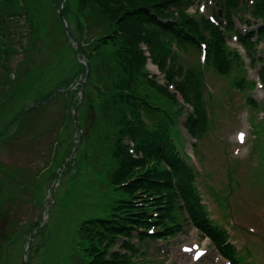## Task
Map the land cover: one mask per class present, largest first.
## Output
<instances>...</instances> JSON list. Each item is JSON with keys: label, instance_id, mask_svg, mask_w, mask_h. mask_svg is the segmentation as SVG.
<instances>
[{"label": "rangeland", "instance_id": "374dc122", "mask_svg": "<svg viewBox=\"0 0 264 264\" xmlns=\"http://www.w3.org/2000/svg\"><path fill=\"white\" fill-rule=\"evenodd\" d=\"M180 1L184 4L170 6L171 16L196 24L193 31L210 38L215 53L208 54L203 68L196 48L164 42L160 53L174 52L177 69L197 75L202 70L201 132L191 123L188 104L163 80L154 61H142L141 46L136 51L118 48L112 40L98 48L89 44L84 52L93 72L83 103L77 85L67 96L56 94L72 82L81 85L83 74L81 49L70 44L57 13L60 0H0V27H9L10 33L5 38L10 57L5 60L0 53V66H8L0 77V132L15 130L19 120L21 128L0 137V264H91L98 251L109 250L111 264H230L226 254L237 257L233 264H264V38L254 41L250 55L228 27L225 39L212 31L218 2ZM238 12L248 18L251 8ZM64 13L73 38L81 40L78 0H66ZM247 21L235 13L227 25L233 22L243 33L264 26L255 18ZM137 63L142 73L132 74L131 65ZM128 80L136 88L131 94L171 112L168 119L153 115L162 122L150 123L162 126L171 142L177 144L176 131L186 144L197 137L185 149L190 172L181 170L179 178L159 160L135 168L133 175L144 173L136 197L110 180L113 154L136 136L117 124L135 116V101L120 90ZM96 85L110 90L101 95ZM75 107L78 124L67 116ZM188 192L190 203L199 205L192 214L182 200ZM120 198L128 199L126 209H135L132 216L144 220L147 233L111 241L94 235L93 226L84 229L92 219L115 217ZM198 215H207L202 227L195 222ZM207 231L220 234L223 251ZM127 242L134 251L125 252ZM193 244L206 251L198 261L184 251Z\"/></svg>", "mask_w": 264, "mask_h": 264}, {"label": "trees", "instance_id": "16d2710c", "mask_svg": "<svg viewBox=\"0 0 264 264\" xmlns=\"http://www.w3.org/2000/svg\"><path fill=\"white\" fill-rule=\"evenodd\" d=\"M186 1V0H184ZM252 5V16L256 18L264 19V0H251ZM219 4V1H217ZM178 5L181 3L180 0H78V6L81 12L80 17V34L81 43L83 48H86L89 44H93L94 48H98L105 42L112 40L118 48L131 47L132 50L140 51L139 43H144L149 49V55L154 59L160 72L165 74V78L169 84H172L174 88L179 92L184 100L189 101L194 109L196 117L194 118L195 126L201 130L205 126L204 112L200 108L199 102L201 101L200 91V79L202 75L195 74L192 70H184L178 68L174 70L173 64L175 61V54L171 50H166L164 53L161 52L163 43L160 42L151 32L147 31L146 26L152 27L156 32L167 34L170 39L176 41L175 48H185L187 46L195 47L199 49V40L203 39L197 36L195 33L198 30L196 24H190L186 18H177L176 20L169 18L170 6ZM222 9L225 11V19L227 23L230 21V16L234 10L237 9L238 3L232 0H222L220 2ZM222 23L221 20H218ZM212 31L222 35L225 39V33L222 29L216 26H211ZM151 29V30H152ZM152 30V31H153ZM195 32H194V31ZM262 35V33L260 34ZM252 36L249 35L247 38L241 37L238 33V39L243 41V44L247 48H253ZM86 40L87 42H84ZM207 55L215 53L214 48H209L211 44L210 40L206 41ZM223 46L225 44H222ZM220 46V45H218ZM224 48H220L222 52ZM170 59L169 64L167 59ZM144 61V57L142 58ZM132 74H141V63L132 64L130 68ZM180 78V79H178ZM132 81L128 80L121 83L120 90L124 88H130ZM108 89V87H105ZM102 90V94H106L107 91ZM120 92V91H119ZM134 99H138L134 105L135 116L134 119L120 120L119 123L122 125V131L124 133H140L139 148H135L142 152V157L131 159L130 156L125 153H116L113 155V159L118 163V169L116 177L119 182H123L133 175L134 165H144L147 157H153L155 159H161V162L168 166L169 170L176 178L180 177L181 170H187V166L184 164L185 161L180 159L175 153H171L170 149H165L157 142H166L163 135L160 134L159 138H155V146H149L147 143H143L147 137L153 133V130L146 128L148 123H144L141 119V109H149V104L145 99H139L137 96L132 95ZM152 119V118H151ZM155 132H164L161 128H154ZM165 133V132H164ZM166 134V133H165ZM167 139L170 141L168 135ZM121 136H119V139ZM162 140V141H161ZM157 145V146H156ZM140 149V150H139ZM127 162V163H126ZM180 164H179V163ZM133 163V164H132ZM130 166V167H129ZM128 167V168H127ZM132 169V170H131ZM142 176L144 174H141ZM130 196H133L134 189L140 186V178H136L130 181L127 185L122 186ZM184 194V193H183ZM183 198V199H182ZM181 199L185 203V209L190 214L197 210L195 203H190V193L188 196H183ZM124 202H128L127 199H122ZM120 210H124L125 205L119 204ZM129 213L117 214V219H97V224L93 226V233L98 236L106 237L108 233L114 230L121 231L123 234L129 233L131 226L129 223H141L142 219H136L130 216ZM138 217V215H137ZM200 218V219H199ZM204 215H198L195 221L200 227L204 225ZM207 226V225H206ZM140 234L145 233L144 230H140L137 226L135 227ZM209 237L211 236L214 241L218 244L221 240L220 234L207 231ZM219 237V238H217ZM218 246V245H217ZM103 251H98L92 257L91 264H111L113 256L102 257ZM106 254V252H104Z\"/></svg>", "mask_w": 264, "mask_h": 264}, {"label": "water", "instance_id": "95a60500", "mask_svg": "<svg viewBox=\"0 0 264 264\" xmlns=\"http://www.w3.org/2000/svg\"><path fill=\"white\" fill-rule=\"evenodd\" d=\"M63 1V0H62ZM59 14H60V16H61V18L63 19V16H62V7L60 6V8H59ZM66 28V27H65ZM68 32V31H67ZM69 33V32H68Z\"/></svg>", "mask_w": 264, "mask_h": 264}, {"label": "snow or ice", "instance_id": "6c2138e0", "mask_svg": "<svg viewBox=\"0 0 264 264\" xmlns=\"http://www.w3.org/2000/svg\"><path fill=\"white\" fill-rule=\"evenodd\" d=\"M241 139H243V137L241 136Z\"/></svg>", "mask_w": 264, "mask_h": 264}]
</instances>
